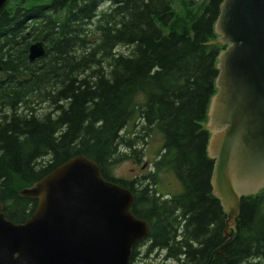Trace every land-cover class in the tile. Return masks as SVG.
Listing matches in <instances>:
<instances>
[{
  "label": "trees",
  "instance_id": "trees-1",
  "mask_svg": "<svg viewBox=\"0 0 264 264\" xmlns=\"http://www.w3.org/2000/svg\"><path fill=\"white\" fill-rule=\"evenodd\" d=\"M221 1L4 2L0 202L5 218L20 222L32 212L35 200L20 196L19 188L84 154L103 178L134 192L131 212L150 222L151 231L133 244L129 264L152 252L155 264H264V189L240 197L231 237L224 242L225 212L209 184L212 160L202 125L215 92L216 57L224 48L213 28ZM34 41L44 50L29 61L27 46ZM129 121L137 140L123 139ZM153 132L161 142L152 173L115 177L112 166L126 155L120 149L139 152L138 140ZM162 171L179 185L166 198L155 187Z\"/></svg>",
  "mask_w": 264,
  "mask_h": 264
},
{
  "label": "water",
  "instance_id": "water-1",
  "mask_svg": "<svg viewBox=\"0 0 264 264\" xmlns=\"http://www.w3.org/2000/svg\"><path fill=\"white\" fill-rule=\"evenodd\" d=\"M214 31L227 46L217 55L205 148L213 158L211 191L226 210V242L240 196L264 186V0H222ZM41 48L39 41L30 44L28 58L41 56ZM18 194L35 205L12 222L0 203V264H128L131 245L150 228L129 210L134 195L104 179L84 154L70 156Z\"/></svg>",
  "mask_w": 264,
  "mask_h": 264
},
{
  "label": "rangeland",
  "instance_id": "rangeland-1",
  "mask_svg": "<svg viewBox=\"0 0 264 264\" xmlns=\"http://www.w3.org/2000/svg\"><path fill=\"white\" fill-rule=\"evenodd\" d=\"M104 4L106 3L104 2ZM121 133L124 134V137L127 139L132 138L136 134L132 128V121L127 123L126 128L123 129ZM160 142V137L157 132L151 133L146 139H139L137 146L143 148V155L141 152L139 157H137V161H135L132 157H123L124 159H121L112 166V174L117 177L131 178L145 172L152 159L155 157L156 151L160 146ZM144 163L146 164L144 165ZM158 186L162 187L161 189H163V192L168 191L169 193H174L179 189L177 181L166 171L159 173ZM153 253L154 252H152V254ZM152 254L142 257L141 259L135 258L134 264H155L157 258H153ZM139 256H141V254H139Z\"/></svg>",
  "mask_w": 264,
  "mask_h": 264
},
{
  "label": "bare ground",
  "instance_id": "bare-ground-1",
  "mask_svg": "<svg viewBox=\"0 0 264 264\" xmlns=\"http://www.w3.org/2000/svg\"><path fill=\"white\" fill-rule=\"evenodd\" d=\"M34 42H37V41H34ZM34 42H31L30 44H32V43H34ZM41 43V42H40ZM30 44H28V46L30 45ZM28 46H27V51H28ZM41 47H42V44H41ZM41 50L43 51L44 49H43V47L41 48ZM39 57V56H38ZM35 58H37V57H35ZM27 59L29 60V61H32V59H29L28 58V55H27ZM48 108H44L43 110H47ZM135 136H136V134L132 137L134 140H136V138H135ZM123 139L124 140H127V138H125V137H123ZM129 139H131V138H129ZM134 143V142H133ZM120 151H123V153H125L126 155L124 156V157H128L129 155L132 157V158H134V160L135 161H137V157H139V155L141 154V152L143 151V148H141L140 149V151L139 152H137V153H135V152H132L130 149H121ZM129 151V152H128ZM205 153H206V155H207V157L209 158V159H211L212 160V162H213V158L212 157H210L208 154H207V151H206V148H205ZM142 155H143V152H142ZM87 157H89V156H87ZM157 157V156H156ZM155 157V158H156ZM89 158H91V157H89ZM155 158H153L152 159V161H151V163L149 164V166H148V168L145 170V172H143V173H141V174H139V175H137V176H134V177H131V179L132 178H135V177H138V176H142V175H145V174H150V172L152 173V171H153V161L155 160ZM92 159V158H91ZM93 160V159H92ZM146 163H144V165H145ZM213 166V165H212ZM212 166H211V170H210V175H211V171H212ZM143 167V166H142ZM210 175H209V179H210ZM35 181V180H34ZM33 181V182H34ZM111 182H113V181H111ZM136 184H139V183H141V181H139V182H135ZM210 188H211V185H210ZM212 190V189H211ZM178 191V190H177ZM176 191V192H177ZM211 193H212V191H211ZM170 194H167L166 196H165V198L166 197H168ZM144 219V218H143ZM146 220V219H145ZM148 221V220H147ZM150 223V222H149ZM151 230L149 229V232H150ZM229 231V230H228Z\"/></svg>",
  "mask_w": 264,
  "mask_h": 264
}]
</instances>
